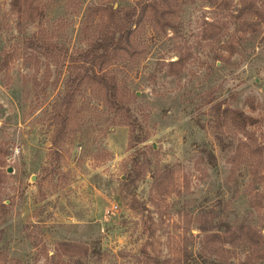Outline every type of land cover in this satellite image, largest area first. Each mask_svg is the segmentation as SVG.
<instances>
[{
	"label": "rangeland",
	"instance_id": "374dc122",
	"mask_svg": "<svg viewBox=\"0 0 264 264\" xmlns=\"http://www.w3.org/2000/svg\"><path fill=\"white\" fill-rule=\"evenodd\" d=\"M134 3L0 0V264H83L92 245L90 264H264V0H180L172 28L144 18L106 68L146 139L132 142L85 77L52 146L68 71L21 39L75 55L107 23L101 9ZM200 210L250 223L261 259L231 233L201 231Z\"/></svg>",
	"mask_w": 264,
	"mask_h": 264
},
{
	"label": "trees",
	"instance_id": "16d2710c",
	"mask_svg": "<svg viewBox=\"0 0 264 264\" xmlns=\"http://www.w3.org/2000/svg\"><path fill=\"white\" fill-rule=\"evenodd\" d=\"M173 1V2H172ZM180 0H135L132 7L119 11L114 9L112 5L104 7L101 10H105L108 13L107 23L104 24L103 30L96 33L91 39H89L83 49H79L75 55L71 54L68 56V49L64 45L52 42V39L47 38L41 34H33L32 36H27L21 39V44L26 50L41 52L49 50L47 55H53L58 59V67H63L66 65L68 76L64 81V95L54 100L52 103L53 118L58 119L59 125L55 130L54 136L52 138V146H57L60 143V139L67 128L69 115L72 113V101L76 95V92L81 88L83 80L85 77L92 80L98 86L103 87L106 92L104 93L103 103L108 111L114 113L116 116H120L118 124L128 125L131 129V140L135 144L142 142L146 139V136H134L136 130L135 121L129 114V107L124 104L121 100L122 96L119 92L117 83L110 77V72L106 68L110 60L113 58L112 53H117L122 49H127L126 47L130 44L134 25L139 24L144 18L148 17L151 21L156 22L166 28L170 25L171 19H174L175 11L172 10L173 6H178ZM241 2V0H240ZM254 2V1H251ZM254 9V5H252ZM99 7L93 6L88 10H91V14L95 13L96 10L99 12ZM256 10V9H254ZM244 11V7L240 9V13ZM252 13V12H251ZM174 14V15H173ZM257 14L256 12L253 13ZM104 23L102 18L101 24ZM86 21L84 22L83 28L85 29ZM7 64V59L1 63V66ZM180 64V59L174 63ZM218 112L224 113L227 111L228 107H224L223 103L216 104ZM233 113V112H232ZM240 113V112H239ZM239 115V114H238ZM239 116H242L240 113ZM245 117V116H244ZM203 153L207 163L211 167L216 166V157L212 150L208 148H202ZM139 167L138 169H141ZM142 171L136 170L134 179L140 177ZM133 174L131 173L130 176ZM200 217H204V225L200 228L203 232H211L214 229H219L223 231L224 235L231 233L233 235L234 241L244 242L252 249V253H256V260L261 259L263 243L260 241L250 226V223L243 222L241 225L237 226L223 220H215L214 216H209L205 213L206 211L200 210ZM209 216V217H208ZM200 217L197 219L199 221ZM205 217H208L207 219ZM237 234V235H236ZM211 236L219 235L213 234ZM227 238V237H225ZM255 238V239H254ZM97 242V240H94ZM65 245V244H63ZM70 246V245H68ZM85 247L84 256L86 262L83 264H90L91 260L98 259L100 256V250L97 249L95 245ZM74 251L69 254L70 257L74 255ZM95 261V260H94ZM204 263L206 264H218L216 260H210L204 257Z\"/></svg>",
	"mask_w": 264,
	"mask_h": 264
},
{
	"label": "water",
	"instance_id": "95a60500",
	"mask_svg": "<svg viewBox=\"0 0 264 264\" xmlns=\"http://www.w3.org/2000/svg\"><path fill=\"white\" fill-rule=\"evenodd\" d=\"M7 171H8V172H11V170H10V169H8Z\"/></svg>",
	"mask_w": 264,
	"mask_h": 264
}]
</instances>
